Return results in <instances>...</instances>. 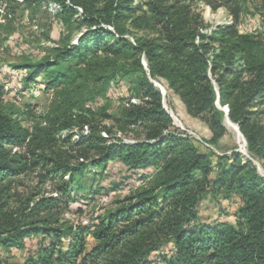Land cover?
Wrapping results in <instances>:
<instances>
[{
  "label": "trees",
  "instance_id": "trees-1",
  "mask_svg": "<svg viewBox=\"0 0 264 264\" xmlns=\"http://www.w3.org/2000/svg\"><path fill=\"white\" fill-rule=\"evenodd\" d=\"M40 1L21 0L28 8ZM46 1L59 5L64 26L84 31L74 44L20 67L27 69L24 86L38 81L54 92L49 115L56 118H45L47 128L29 132L12 122L20 114L14 106L0 107V248L39 239L21 264H152L150 256L165 244L172 251L162 264H264V45L237 31L251 15L249 4L264 8V0ZM4 4L13 18L17 1ZM201 5L224 10L229 25L202 34L194 14ZM115 80L128 81L129 96L117 115L102 113L106 127L86 107ZM153 81H163L187 115L204 122L207 145L224 136L220 109L227 108L249 158L200 152L173 127ZM75 127V140L56 137ZM110 162L154 174L87 225L63 221L86 178L103 174ZM207 198L239 202L237 220L200 222Z\"/></svg>",
  "mask_w": 264,
  "mask_h": 264
},
{
  "label": "rangeland",
  "instance_id": "rangeland-1",
  "mask_svg": "<svg viewBox=\"0 0 264 264\" xmlns=\"http://www.w3.org/2000/svg\"><path fill=\"white\" fill-rule=\"evenodd\" d=\"M16 1L18 8L12 18L10 11L4 9V0H0V84L3 88L0 107L14 106L20 114L12 115V122L33 132L37 125L43 129L48 127L46 117H49V120L56 118L54 113L49 115L55 108L56 97L54 92L44 91L38 81L24 86L27 69L20 67L29 62L34 63L41 60L50 49L56 46L66 43L74 44L83 33L84 27L79 28L73 25L67 28L64 26L59 17V5L54 1L41 0L39 4L31 8L26 7L21 0ZM143 1L145 0H137L136 3ZM66 4L69 2L66 1ZM249 11L251 15L244 18L237 26V31L240 34L250 33L258 36L264 45L262 21L264 20V8L260 6V3L254 2L249 4ZM194 14L201 20L199 28L202 34L213 30L216 26H227L230 23L229 17L222 9L213 12L208 7L201 5L194 10ZM134 33L141 37L148 35L145 31H134ZM127 82L113 81L111 88L104 96H98L87 105L86 108L93 115L91 117L93 120L101 122L103 126H108L109 121L102 118V113L108 115L119 113L129 96ZM152 83L160 92L163 90L162 106L171 117L173 127L193 139L200 152L209 154V151H212L216 155H230L236 152L246 159L249 158L243 140L238 138L234 130L226 126V121L224 122L225 134L217 144L210 146L204 143L203 141L210 138V133L204 122L199 118L187 115L183 104L177 96L167 90L163 81H153ZM82 129L84 130V127ZM79 132V128L75 127L71 131L59 132L56 137L61 141L67 135H71L75 140ZM102 136L106 137L105 133H102ZM118 136L116 135V137ZM253 164L258 172L263 174L260 164L256 161H253ZM153 174L154 169L132 172L119 162H110L103 174L96 172L86 178L82 189L77 191L79 202L71 203L68 210L61 215V219L74 224L87 225L91 219L108 209L116 200H122L135 189L146 186ZM82 204H87L86 207H83V212H76L75 210ZM238 207L239 202L237 203L235 200L217 201L207 198L199 205L200 222H233L237 220L236 210ZM38 242L39 239L36 238L25 239L20 248L12 247L8 250L0 248V262L21 264L28 256L35 254ZM87 242L89 248L93 241L89 238ZM171 251L172 246L165 244L149 259L152 264H162V257L170 255Z\"/></svg>",
  "mask_w": 264,
  "mask_h": 264
},
{
  "label": "water",
  "instance_id": "water-1",
  "mask_svg": "<svg viewBox=\"0 0 264 264\" xmlns=\"http://www.w3.org/2000/svg\"><path fill=\"white\" fill-rule=\"evenodd\" d=\"M154 86H155V85H154ZM160 93H161V94H164V93H163V90H161ZM220 110L223 111V112L225 113V119H224V122H225L226 120L229 121V119L227 118V113H228L227 108H223V109H220ZM229 122H230V121H229ZM230 123H231V122H230ZM231 124L236 128V130H237L239 136H240V137L242 138V140H243L244 146L246 147L245 139H244L243 136L241 135V133H240V131H239L237 125H235V124H233V123H231Z\"/></svg>",
  "mask_w": 264,
  "mask_h": 264
},
{
  "label": "bare ground",
  "instance_id": "bare-ground-1",
  "mask_svg": "<svg viewBox=\"0 0 264 264\" xmlns=\"http://www.w3.org/2000/svg\"><path fill=\"white\" fill-rule=\"evenodd\" d=\"M226 126L227 127H229V128H231L232 130H234L236 133H237V135H238V138L240 139V140H242V138L239 136V134H238V132H237V130H236V128L228 121V120H226Z\"/></svg>",
  "mask_w": 264,
  "mask_h": 264
},
{
  "label": "built area",
  "instance_id": "built-area-1",
  "mask_svg": "<svg viewBox=\"0 0 264 264\" xmlns=\"http://www.w3.org/2000/svg\"><path fill=\"white\" fill-rule=\"evenodd\" d=\"M132 103H135V101H131ZM87 132V128L86 127H84V130H83V132L82 133H86Z\"/></svg>",
  "mask_w": 264,
  "mask_h": 264
}]
</instances>
